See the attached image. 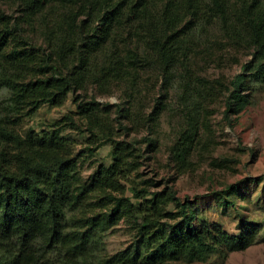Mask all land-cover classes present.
<instances>
[{"label":"trees","instance_id":"obj_1","mask_svg":"<svg viewBox=\"0 0 264 264\" xmlns=\"http://www.w3.org/2000/svg\"><path fill=\"white\" fill-rule=\"evenodd\" d=\"M12 1L16 16L0 10V264L205 263L251 246L258 223L230 234L172 185L142 187L132 177L141 150L135 140L119 137L151 129L177 84L185 126L170 156L186 171L204 144L203 102L214 91L196 77L192 61L210 59L219 42L214 26L227 48L247 51L249 59L223 92L230 123L250 94L264 89V0ZM34 27L43 45L32 41ZM149 67L163 83L146 115L142 78ZM88 86L102 94L116 88L120 103L88 98ZM69 97L75 110L39 131H18L42 105L61 107ZM66 129L85 135L77 154ZM146 140L153 150L155 139ZM105 144L111 146L110 162L99 163L84 179L79 157L90 158ZM235 192L231 184L225 195ZM120 223L132 238L109 254L105 237Z\"/></svg>","mask_w":264,"mask_h":264},{"label":"rangeland","instance_id":"obj_2","mask_svg":"<svg viewBox=\"0 0 264 264\" xmlns=\"http://www.w3.org/2000/svg\"><path fill=\"white\" fill-rule=\"evenodd\" d=\"M0 10L8 15H17V7L12 0H0ZM29 32L35 44L43 45L39 28L34 27ZM211 33L219 42L210 59L197 57L192 61L196 77L214 91L212 98L203 102L202 114H205L208 127L205 131L200 129L204 144L192 154L189 168L186 171L178 168L170 156L177 133L185 126L184 110L179 103L181 91L177 84L169 89L166 108L151 129L144 126L139 132L120 135L119 139L135 140L141 150V164L132 172V177L142 187L149 185L151 190H159L172 185L181 199L190 201L199 214L230 234L242 232L243 226L250 222L260 225L254 243L245 250L230 253L226 260L213 256L205 263L176 261L168 264H264V89L252 92L248 105L237 116L229 118L228 123L223 115L224 88L240 72L241 65L249 56L246 50L227 48L220 42L222 35L216 26L211 28ZM142 82L146 93L143 107L147 115L158 97L163 78L149 67L143 73ZM85 93L102 105L120 103V92L116 88L102 94L95 87L88 86ZM3 97L4 92L0 91V101ZM73 110L75 105L71 97L61 107L42 105L33 117L21 121L18 131L21 134L31 128L39 131L46 123ZM63 134L72 143L75 154L83 149L85 135L72 129L64 130ZM146 138L155 139L153 150L147 146ZM110 150V144H105L92 157H79L84 179L99 163L110 162ZM231 184L236 185V192L225 195ZM131 238L130 230L120 223L105 237L107 252L114 254L124 249Z\"/></svg>","mask_w":264,"mask_h":264}]
</instances>
